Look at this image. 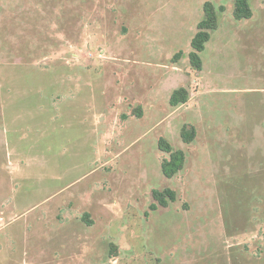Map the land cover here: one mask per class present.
<instances>
[{
  "label": "rangeland",
  "instance_id": "374dc122",
  "mask_svg": "<svg viewBox=\"0 0 264 264\" xmlns=\"http://www.w3.org/2000/svg\"><path fill=\"white\" fill-rule=\"evenodd\" d=\"M205 1L218 26L196 70ZM250 4L237 20L233 0H0V264H264V0ZM161 137L185 154L171 178Z\"/></svg>",
  "mask_w": 264,
  "mask_h": 264
},
{
  "label": "trees",
  "instance_id": "16d2710c",
  "mask_svg": "<svg viewBox=\"0 0 264 264\" xmlns=\"http://www.w3.org/2000/svg\"><path fill=\"white\" fill-rule=\"evenodd\" d=\"M220 11L224 10V6H219ZM203 17L196 23V30L191 37V50L188 52V59L193 68L201 70L202 59L200 53L204 50L206 42L210 39L211 32L218 26L217 10L215 5L210 1H205L202 5ZM252 16V8L250 0H233V17L235 19H248ZM181 52H178L174 57H178ZM189 92L184 87L174 89L169 96V104L178 106L187 101ZM180 136L185 143L191 142L195 137V128L183 125L180 129ZM158 148L169 154L168 158H164L160 162L161 173L171 178L184 165L185 154L181 149H173L170 143L165 138H159ZM153 202L150 204V209H155L158 205L167 206L168 201H173L175 192L170 188L162 190H152Z\"/></svg>",
  "mask_w": 264,
  "mask_h": 264
},
{
  "label": "crops",
  "instance_id": "0c3cea01",
  "mask_svg": "<svg viewBox=\"0 0 264 264\" xmlns=\"http://www.w3.org/2000/svg\"><path fill=\"white\" fill-rule=\"evenodd\" d=\"M180 87H182V86H180ZM176 88H178V87L173 88L172 91H173L174 89H176ZM184 88H186V87H184ZM186 89H187V88H186ZM172 91H171V92H172ZM187 91H188V90H187ZM168 102H169V101H168Z\"/></svg>",
  "mask_w": 264,
  "mask_h": 264
}]
</instances>
